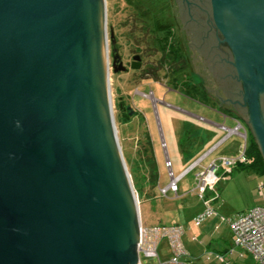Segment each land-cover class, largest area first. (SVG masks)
Returning <instances> with one entry per match:
<instances>
[{"label":"water","instance_id":"95a60500","mask_svg":"<svg viewBox=\"0 0 264 264\" xmlns=\"http://www.w3.org/2000/svg\"><path fill=\"white\" fill-rule=\"evenodd\" d=\"M172 1L182 32L200 31L197 3ZM209 9L240 99L218 91L229 67L210 40L194 57L182 36L191 68L219 104L236 115L227 102L246 108L241 122L264 162V0H209ZM102 24V0H0V264H138V201L110 104L108 39L112 72L126 66ZM139 67L134 54L130 68Z\"/></svg>","mask_w":264,"mask_h":264},{"label":"rangeland","instance_id":"374dc122","mask_svg":"<svg viewBox=\"0 0 264 264\" xmlns=\"http://www.w3.org/2000/svg\"><path fill=\"white\" fill-rule=\"evenodd\" d=\"M105 9L107 39L109 27H112L123 64L125 61L129 62L134 54H138L141 58V66L138 69L129 68L127 72L113 73L110 67L111 48L108 39L107 60L113 117L119 145L138 201L140 222L144 226L181 225L184 230L181 236L184 249L186 250L188 245L193 246V253L188 254L185 259L189 264H207V261L211 260L206 258L207 252L198 245L195 246L191 240L193 229H200L192 221L195 216L190 220L186 210L181 208L182 195L180 194L182 191L185 190L184 195L187 198H193L191 196L195 195L192 192V173L184 176L178 183V197H172L168 193V198H164L157 192L161 188L159 185L163 186L169 180L163 166L164 157L168 156L171 159L173 172L174 174L177 172L174 158L176 153H179L173 150L170 134L181 135L182 124L186 121L187 112L202 118L207 116L201 107L197 109V104H194V98L198 99L203 96L197 92L200 83L193 73L185 50L181 24L173 1L105 0ZM164 43L175 54L171 55L167 49L164 57L167 60L165 63L161 60L162 55L159 50ZM179 55L184 56L186 68L171 71L168 60L172 61ZM204 94L205 103L213 105L217 102L208 92ZM121 104L131 107L135 113L129 115L126 110L122 112L119 107ZM145 133L151 140L156 166L160 165L157 166V172L160 170L159 185H155L152 189L144 176L146 171L144 163L146 153L143 150ZM179 142H182L180 137ZM231 176H241L245 179L242 184L233 185L228 191L225 189L226 197L220 195L224 180L216 184L219 198L212 205L218 212L217 222L219 221L220 228L218 227L219 229L215 231L212 227L210 228L211 234L215 232L213 238L223 239L226 244L231 243L230 237H227L228 233L229 236L231 235V231L228 224L220 220V216L227 218L256 204H264V197L262 201L256 202L254 198L252 199L254 193H251L256 189L259 180L264 183V176H255L247 169L241 168H235ZM262 191L264 192V188ZM208 219L200 226L205 225ZM157 253L161 260L170 257V249L166 240L160 242ZM244 260L243 264H252L250 257ZM140 264H159V262L157 258L141 256Z\"/></svg>","mask_w":264,"mask_h":264},{"label":"built area","instance_id":"2783aa9c","mask_svg":"<svg viewBox=\"0 0 264 264\" xmlns=\"http://www.w3.org/2000/svg\"><path fill=\"white\" fill-rule=\"evenodd\" d=\"M219 127L225 134L223 139L229 135H238L243 139L242 149L237 156H221L212 160L206 166H199L201 159L209 153L207 151L178 176L173 175L170 161L168 158H165V167L168 171L169 181L165 187L159 189V194L162 197H165L167 192H172L176 196L177 183L180 178L199 166L194 174L192 188V192L195 193L203 205L202 210L193 218V222L197 226L207 218L218 215L211 207V202L218 196L216 184L220 180L229 178L237 165H247L251 161L245 152L247 130L244 124L235 118L232 127H226L224 124L219 125ZM216 146L215 144L211 149H214ZM220 220L227 223L230 228L231 245L238 247L241 255H248L253 264H264V205H254L245 211L235 213L227 218L220 216ZM182 234L183 229L178 224L144 226L140 222L136 245L138 264H140L141 256L145 258H157L159 264H189L185 259L187 252L181 241ZM162 240H166L170 249V257L165 260H161L157 253L158 245ZM206 258L208 260L213 258L223 262V257L214 252H207Z\"/></svg>","mask_w":264,"mask_h":264},{"label":"crops","instance_id":"0c3cea01","mask_svg":"<svg viewBox=\"0 0 264 264\" xmlns=\"http://www.w3.org/2000/svg\"><path fill=\"white\" fill-rule=\"evenodd\" d=\"M194 102H195L194 104H197L196 105L197 109L201 107V110L207 116L202 118L201 116H196L193 113L187 112L186 121L182 124L181 135H178V134L175 135L171 132L172 134H170V139H171L173 150L174 152L179 153V154L176 153V156L174 158V163H175V167L177 170L175 174L173 172V164H172L171 159L168 156L166 157L170 161L171 170H172L173 175L175 176L180 175L187 167H189L194 161H196L200 156H202L207 151H209V153L206 154V156L201 159L199 166H206L212 160L218 157H221V156H227V157L237 156L240 153L242 146H243V139L238 135H229L228 137L223 139L225 134L223 130L219 127V125L221 124H224L226 127H232L234 125L235 118L237 119L238 115L236 116L235 113L225 108L218 102L216 103L212 102L213 105H209L205 103L203 100H201L200 98L198 99L194 98ZM179 137L182 139V142H179ZM221 139L223 140L220 141ZM248 140L249 139L247 135L246 144H248ZM219 141L220 143L217 144V142ZM215 144L217 146L214 149H211ZM200 151L202 152L199 154ZM166 157H164V160H163V166L165 169H166L165 167ZM157 166H160V165L157 164ZM199 166L187 173V174L192 173V183H194V174L196 170L199 168ZM159 171L160 170H158V179H157L156 185H159V182H158L159 173H160ZM166 172L168 174L167 169H166ZM187 174H185L184 176H186ZM184 176L180 178L178 183L181 181V179ZM244 179L241 176L233 177L230 175L229 178L224 180V186L222 188L220 195H224L226 197L225 195L226 192L233 185L242 184ZM167 183L163 186L159 185V187L161 188L165 187ZM178 183H177V195L174 196L172 192H167L164 198H168L167 197L168 193H170V196L172 195V197H178ZM263 188H264V183L261 182V180H259L256 189L252 190L251 192V193H254L255 196L252 194V199L254 198L256 202L262 201L264 197V192L262 191ZM225 189H227V191H225ZM157 192L159 194V191ZM184 193H185V190L182 191V193L180 194L182 195L181 196V199H182L181 208L186 210V212L188 213V218L192 220V218L202 210L203 205L194 194L193 196H191L193 198H187L186 195H184ZM218 198H219V194L216 197V199H214L211 202L212 208H213L212 203L218 200ZM256 205H262V204H256ZM214 210L218 214L217 210L216 209ZM217 220H218V216H216L213 219L209 218L206 221L207 223L205 222L206 224L203 226H200L202 223L199 226L196 225L200 229L198 230L193 229L192 234H191L192 242L195 243V246L198 245L205 252L218 253L223 257V262H220L212 258L210 261L206 260L207 264H243V261H245L244 259L247 260V258L249 257L248 255L246 254L241 255V251L240 249H238V247L232 246L231 243L226 244L223 239H220L218 237L213 238L215 236L214 235L215 232L211 234L210 228L212 227L214 231L220 228L218 226L219 221L217 222ZM227 237H230V242H231V235L229 236V233L227 234ZM192 250H193L192 244L188 245L186 248L187 255L192 254L193 253ZM251 263L253 264L252 260H251Z\"/></svg>","mask_w":264,"mask_h":264},{"label":"flooded vegetation","instance_id":"af4514ba","mask_svg":"<svg viewBox=\"0 0 264 264\" xmlns=\"http://www.w3.org/2000/svg\"><path fill=\"white\" fill-rule=\"evenodd\" d=\"M192 1L197 3V5L195 7H198V8H195V9H197L199 12L196 11L195 18H196V20H199V22H200V25L198 23L197 27L200 31L203 30L202 31L203 35H201L199 33L200 31L196 32V31L192 30L189 26L186 27V26L182 25L183 32L181 34H182V36H184V39L186 40L185 43L191 49L193 56L196 57V56H199V54L202 50V46L205 45V43L210 40L211 44H213L215 46V49H213L211 47L210 50L212 49L211 50L212 52H213V50L218 52V53H216V55H217V57L222 56V58L220 60V61H222V64L229 67V69L227 70L225 78L223 77L224 84L222 85V87H219L218 91L224 93L228 97H235L236 99H240V97H241V95H240L241 94V88L240 87L241 86H240V83H238L237 78H236V74H237L236 70L233 69L232 66H230V64H231L230 60L232 58L231 52L230 51L228 52L227 50H229V49H227V47H225L219 43L218 29H216V26L214 24H212V22L209 19L211 16V15H209L210 14L209 0H196V1L192 0ZM180 19L183 22V16H179V20ZM205 22H207V23L205 24ZM205 30H207V33H206L207 35H204ZM200 45H201V47H200ZM116 47H117V45H116ZM110 48H112L111 45H110ZM216 48H217V50H216ZM117 50H118V48H117ZM110 55H111V61H112L111 51H110ZM201 55L205 56V53L203 52ZM120 58H121V56H120ZM121 61H122V58H121ZM204 61H205V59H204ZM130 62H131V59L129 62L128 61L124 62L123 65L126 66V70L123 72L128 71V69L130 68ZM140 66H141V58H140ZM119 73H121V72H119ZM199 76L200 75H198V77ZM200 77L199 78H200L201 84H200V88L197 91L198 94L207 92L206 80L202 76H200ZM201 87H202V89H201ZM239 88H240V91H239ZM214 92H216V91H214ZM227 103L231 104L232 109L237 113L238 119L240 121H242L243 123L245 121H247L246 108L239 106V105L236 106L231 102H227ZM222 105L224 107L229 106L227 104L226 105L222 104ZM119 107L122 110V112L125 110L128 112L127 107L123 106L122 104ZM134 113H135V111H134ZM245 128L247 130V135L251 136V138L254 140L250 127L248 125L247 126L245 125Z\"/></svg>","mask_w":264,"mask_h":264},{"label":"trees","instance_id":"16d2710c","mask_svg":"<svg viewBox=\"0 0 264 264\" xmlns=\"http://www.w3.org/2000/svg\"><path fill=\"white\" fill-rule=\"evenodd\" d=\"M168 48L169 46H167V44L165 43L160 46L159 50L162 55L161 60L163 63L167 62V60L164 59V57L167 54ZM168 52L171 53V55H175L174 51H170L168 49ZM168 61H169V66H171V69H170L171 71H174V69L176 71V70H181V69L186 68V61L183 55L176 56L174 59H172V61L171 60H168ZM201 95L203 97H200V99L204 100V98H206L205 94L201 93ZM144 137H145V145L143 147V150L146 153V157L144 158L145 170H146L144 173V176L146 178V182L152 189L157 183L158 172H157V166H156L153 151H152L151 140L147 133H145ZM248 139L249 140H248V144L246 146L245 152H246L247 157L250 158L251 161L247 165H242V164L237 165V168L247 169L251 174H254L255 176H260V177L264 176V162L262 160L258 147L256 143L254 142V140L251 138V136L248 135Z\"/></svg>","mask_w":264,"mask_h":264},{"label":"bare ground","instance_id":"6f19581e","mask_svg":"<svg viewBox=\"0 0 264 264\" xmlns=\"http://www.w3.org/2000/svg\"><path fill=\"white\" fill-rule=\"evenodd\" d=\"M102 3H103V24H102V27L104 29V26H106L105 19H104V16H105V0H102ZM103 43H104V58L106 59V57H105V39H104V34H103ZM107 81H108V85H109V75H108ZM106 91L108 92L107 89H106ZM109 92H110V98H111L110 86H109ZM110 104H111V109H112V102ZM112 112H113V109H112Z\"/></svg>","mask_w":264,"mask_h":264}]
</instances>
